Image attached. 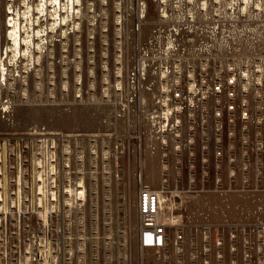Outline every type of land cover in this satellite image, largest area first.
Segmentation results:
<instances>
[{"label": "rangeland", "instance_id": "obj_1", "mask_svg": "<svg viewBox=\"0 0 264 264\" xmlns=\"http://www.w3.org/2000/svg\"><path fill=\"white\" fill-rule=\"evenodd\" d=\"M163 1L81 0L63 28L65 85H56L54 58L44 78L46 65L34 71L26 61L10 67L8 81L0 72V206L11 212L15 264H264V0H239L244 16L231 29L248 76L235 100L205 91L194 109L169 103L165 139L162 86L128 75L142 54L155 55L149 41L170 24ZM142 182L165 187L177 209L159 252L137 239ZM57 184L67 202L63 189L76 192V203H53Z\"/></svg>", "mask_w": 264, "mask_h": 264}, {"label": "built area", "instance_id": "obj_2", "mask_svg": "<svg viewBox=\"0 0 264 264\" xmlns=\"http://www.w3.org/2000/svg\"><path fill=\"white\" fill-rule=\"evenodd\" d=\"M162 3L170 5L162 14V19L166 22L170 20V24L155 30L149 41V45L157 42L155 55L150 57L148 52L142 54L133 61L128 75L133 83L155 78L162 86L161 106L166 108L162 119L167 123L162 129L159 127L157 133L160 131L165 139L163 133L168 131V113L171 112L168 111L169 103H174L176 110L194 109L199 107L196 97L205 91H209L212 97L226 95L227 102L233 101L237 89L243 88L248 70L241 46H236L241 43V38L231 29L244 16L239 0H164ZM213 43H234L236 48L216 51ZM137 96L140 99L139 95L134 97ZM220 102L218 100L217 103ZM218 110L216 115L221 119L223 111ZM151 119L152 127L158 126L153 116ZM194 129L195 125L190 131ZM191 135L190 139L194 140L195 136ZM175 136L180 137L179 134ZM63 190L69 195V201L64 200V203L72 206L74 200L77 201L76 192L70 188ZM38 193L43 195L42 188ZM60 193L56 191L51 197L53 203L59 202ZM165 194V187L154 190L143 182L140 185L136 233L142 250H164L168 232L177 227V209L171 206ZM10 215L11 212H4L0 206V264H15V232L9 226ZM178 239H181L180 235Z\"/></svg>", "mask_w": 264, "mask_h": 264}, {"label": "bare ground", "instance_id": "obj_3", "mask_svg": "<svg viewBox=\"0 0 264 264\" xmlns=\"http://www.w3.org/2000/svg\"><path fill=\"white\" fill-rule=\"evenodd\" d=\"M8 1L5 23L7 25L6 36L9 45L5 52L0 55L1 79L8 81L10 67L15 68V66H19L20 63L24 61L33 66L34 69H32L35 71V69L38 68L37 66L45 67L48 60L54 58L55 67L52 66L55 68V78L58 80L56 85H65L62 74V61H59L63 59V54L66 52V50L64 51V47H62L65 38L63 28L68 24L67 19L70 16L78 14L80 10L78 6L81 0H40L36 5L30 0H24L21 6H16V0ZM1 6L0 0V9ZM60 31L62 32L61 34H59ZM52 37L54 40H51ZM53 42H55L54 50L49 52ZM6 56L10 57V62L12 64L9 65V63H4V58ZM52 66L49 67L46 65L47 68H45L47 73L43 74L42 78L48 76V71L50 68H53ZM41 81H43V79H41ZM29 85V87L32 86L31 82ZM3 112L6 114L11 113L8 109ZM85 195V190L81 191L78 193V199L83 200Z\"/></svg>", "mask_w": 264, "mask_h": 264}, {"label": "flooded vegetation", "instance_id": "obj_4", "mask_svg": "<svg viewBox=\"0 0 264 264\" xmlns=\"http://www.w3.org/2000/svg\"><path fill=\"white\" fill-rule=\"evenodd\" d=\"M68 182H69L68 184H69L70 186H72V187L75 186V184H74V180H73V179L69 180ZM55 186L59 187V191L63 188V186H61V184H57V185H55ZM58 201H59L60 204H62V203L64 202V199H62V198L60 197ZM74 202L76 203V200H74Z\"/></svg>", "mask_w": 264, "mask_h": 264}]
</instances>
